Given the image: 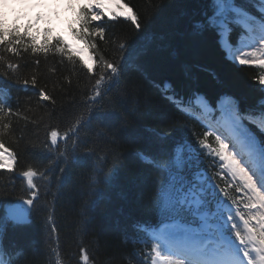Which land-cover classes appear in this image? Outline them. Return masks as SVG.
I'll return each mask as SVG.
<instances>
[{
    "label": "snow or ice",
    "instance_id": "snow-or-ice-1",
    "mask_svg": "<svg viewBox=\"0 0 264 264\" xmlns=\"http://www.w3.org/2000/svg\"><path fill=\"white\" fill-rule=\"evenodd\" d=\"M62 4L75 8V19L69 25V31L82 47L74 46L62 35H52L51 27H38L42 21L51 23L46 13L38 9H56ZM58 15L55 10L51 12V16ZM105 17L123 20L137 32L142 29L134 8L119 2L115 3V10L109 9L105 0H3L0 3V50L12 54L17 60L29 52L45 58L49 54L58 55L61 63L66 59L89 74L90 88L84 93L83 112L73 116L63 134L53 128L43 141L37 137L38 142L32 145L34 149L50 153L49 167L59 164L61 173L78 158L79 136L81 132L87 133L92 114L98 111L107 95L111 94L114 101L128 102L129 115L136 120H143L148 115L147 105L140 102L139 96L132 101L128 86L121 84L127 45L119 44L121 55L118 61L108 60L98 49L97 41L102 42L107 37L103 24ZM205 34L215 38L217 47L229 62L264 70V0H207L201 19L191 25L193 38ZM233 35L240 47L232 45ZM5 63V56L0 55V67H3L0 77L12 84L36 87L35 74L31 79L16 77L21 67L29 66L27 63L21 65L9 61L6 66ZM36 64H39L38 60ZM257 83L264 90V74L258 77ZM37 94L42 102L51 99L46 88H40ZM0 97H3V90H0ZM168 102L206 130L202 134L192 133L194 143L186 136H180L162 152L161 157L139 153L141 162L154 168L160 176L155 201L149 197L145 202V207L156 213L159 223L151 228L139 223L133 226L134 231L148 233L151 245L147 252L134 250L129 253L130 264H264V143L252 131L255 128L264 135V100L259 102V111H241L238 101L229 95H222L215 108L196 94L187 104L175 94L168 97ZM193 105L199 113L192 110ZM216 112H219L218 116H215ZM18 115V109L14 111L11 104L0 98V137L17 131L11 118ZM213 117L216 126L211 123ZM23 118L27 123V117ZM205 119L209 123L205 124ZM33 123L39 128L42 121ZM122 127L126 130L130 126L124 122ZM152 135L161 142L169 139L164 133L153 131ZM23 139L22 134L20 140ZM94 143L91 141L92 145ZM201 153L211 157V166L217 169L212 175L200 169L204 162ZM83 155L93 158L92 174L84 186L89 203L82 204L78 212L87 219V210L95 205L101 187L111 182L114 176L111 170L104 172L108 157L98 155L94 146L86 145ZM110 155L113 167L118 166L120 156ZM16 167L17 154L0 139V170L15 175ZM38 175L50 184L47 168L34 170L30 163L19 173L26 181L25 194L29 198L23 200L27 207L17 203L0 218V264H14V259L19 258L17 251L9 252L4 246L7 224L14 228L26 227L31 223L33 213H45L41 217L42 233L50 241L52 234L58 231L55 227L49 229L50 224L56 223L54 208L49 211L48 204H40L41 192L37 191L40 186L35 179ZM215 176L230 178L229 188L241 195L230 196L229 190L215 182ZM133 239L140 242L139 236ZM143 243L148 247L147 240ZM47 255V264H53L51 257L57 255V249H50ZM5 256L7 260L2 258ZM81 259L83 264H89L90 256L86 250L81 253ZM55 264H61L59 257Z\"/></svg>",
    "mask_w": 264,
    "mask_h": 264
},
{
    "label": "trees",
    "instance_id": "trees-1",
    "mask_svg": "<svg viewBox=\"0 0 264 264\" xmlns=\"http://www.w3.org/2000/svg\"><path fill=\"white\" fill-rule=\"evenodd\" d=\"M120 1L139 14L142 29L137 32L123 20L105 18L107 37L102 42L97 41L98 49L108 60L118 61L119 44L127 45L121 84L128 86L132 101L139 96L140 102L147 105L148 115L136 120L129 115L128 102H117L111 94L107 95L98 111L92 114L87 133L81 132L79 136L78 158L63 173L59 164L49 167L50 153L34 149L32 145L38 142L37 137L43 141L53 128L63 134L73 116L83 112L84 93L90 88L89 74L66 59L61 63L58 55L49 54L45 58L29 52L17 60L0 50L6 63L29 65L21 67L16 77L31 79L35 74L38 80L33 88L31 84L25 87L0 77V90H3L0 98L11 104L14 111L19 110V115L11 118L17 131L0 139L17 154L16 173L26 170L30 163L34 170L47 168L50 184L38 175L35 178L40 186L37 191L41 192L40 204H48L49 211L55 210L56 223L50 224L49 229H58L49 241L41 229V217L45 213H33L26 227L14 228L7 224L4 246L9 252H18L19 258L14 259V264H47L50 249H57V255L51 257L53 264L57 257L61 264H83L81 253L85 250L90 256L89 264H130L129 253L147 252L151 245L148 233L134 231L133 226L139 223L151 228L159 223L156 213L145 207V202L149 197L155 201L160 176L154 168L141 162L139 153L161 157L180 136L194 143L192 133L202 134L206 130L198 121L179 113L168 102V97L175 94L188 101L195 93H201L213 106L221 95H229L238 101L241 111L260 110L264 90L257 80L264 70L229 62L209 34L191 36V25L201 19L207 0ZM235 40L233 35L232 42ZM165 81L168 87L163 90ZM42 87L50 95L49 101H40L37 93ZM33 121L42 123L36 128ZM124 122L130 126L126 130L122 127ZM153 131L167 134L169 139L161 142L152 135ZM252 131L264 143V135L255 128ZM91 141H95L94 145ZM60 143L63 147V141ZM86 145L98 149V155L108 157L104 172L111 170L114 176L101 187L95 205L87 210V219L78 215L81 205L89 203L84 186L92 174L93 158L83 155ZM111 153L121 158L116 167H113ZM201 159L204 162L200 169L207 170L209 175L217 171L211 166V157L201 153ZM214 180L219 187L229 190L230 196H240L234 188H229L225 176H215ZM26 191L23 180L0 170V218L5 217L7 205L27 198ZM135 236H139L140 242L133 239ZM145 240L148 247L143 243ZM2 258L7 260V256Z\"/></svg>",
    "mask_w": 264,
    "mask_h": 264
},
{
    "label": "rangeland",
    "instance_id": "rangeland-1",
    "mask_svg": "<svg viewBox=\"0 0 264 264\" xmlns=\"http://www.w3.org/2000/svg\"><path fill=\"white\" fill-rule=\"evenodd\" d=\"M105 2H106L109 9L115 10V2L114 3L110 2V0H105ZM0 3H3V0H0ZM60 6L57 7L56 9H52V8L38 9V11L45 12L46 15L48 16V19L51 20V23L47 22V20L42 21L41 24L38 25V27H40V28L51 27L53 30L52 35H62V36H64L65 40L68 41L69 43H71L77 47H82V45H79L78 42H76L74 40V38L71 36V33L69 31V25H72L74 22V19H75V14L73 12V10H75V8H68L66 6V4H64L61 7ZM53 10L58 12L59 15L58 16H51V12ZM53 19L55 20V22L52 21ZM235 47H240V45L237 44L234 46V48ZM244 50H249V49H244ZM236 54H238V53H236Z\"/></svg>",
    "mask_w": 264,
    "mask_h": 264
},
{
    "label": "water",
    "instance_id": "water-1",
    "mask_svg": "<svg viewBox=\"0 0 264 264\" xmlns=\"http://www.w3.org/2000/svg\"><path fill=\"white\" fill-rule=\"evenodd\" d=\"M16 177L22 179V178L19 176V174H16ZM25 183H26V181H25ZM28 198H29V196H28ZM23 200H24V199H23ZM23 200H20V201H18V202H16V203H13V204H10V205L6 206V208H5V212H7V209H8L10 206H15L17 203H19L20 205H22V206H24V207H27L26 205H23Z\"/></svg>",
    "mask_w": 264,
    "mask_h": 264
},
{
    "label": "bare ground",
    "instance_id": "bare-ground-1",
    "mask_svg": "<svg viewBox=\"0 0 264 264\" xmlns=\"http://www.w3.org/2000/svg\"><path fill=\"white\" fill-rule=\"evenodd\" d=\"M81 2H85V0H81ZM63 5H64V4H62L61 6H63ZM61 6H60V7H61ZM70 15H71V14H70ZM64 19H65V18H64ZM52 21L55 22L54 19H53ZM5 216H6V212H5Z\"/></svg>",
    "mask_w": 264,
    "mask_h": 264
}]
</instances>
